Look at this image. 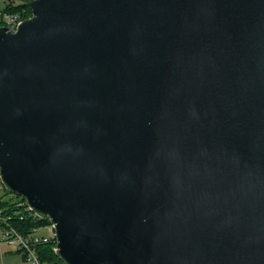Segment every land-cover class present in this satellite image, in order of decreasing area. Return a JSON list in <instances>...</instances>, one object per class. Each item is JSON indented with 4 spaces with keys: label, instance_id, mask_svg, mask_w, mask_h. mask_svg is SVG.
Masks as SVG:
<instances>
[{
    "label": "water",
    "instance_id": "obj_1",
    "mask_svg": "<svg viewBox=\"0 0 264 264\" xmlns=\"http://www.w3.org/2000/svg\"><path fill=\"white\" fill-rule=\"evenodd\" d=\"M0 27V177L64 264H264V0H27Z\"/></svg>",
    "mask_w": 264,
    "mask_h": 264
},
{
    "label": "built area",
    "instance_id": "obj_2",
    "mask_svg": "<svg viewBox=\"0 0 264 264\" xmlns=\"http://www.w3.org/2000/svg\"><path fill=\"white\" fill-rule=\"evenodd\" d=\"M23 18L17 13H5L0 11V27L4 26L12 32H16ZM3 185L0 177V191ZM10 205H4L7 201L0 196V234L2 241L10 246H14L23 255L25 264H48L42 261L37 247L41 244L55 243L54 251L57 245L54 225L49 222L45 226L33 228L31 232L25 234L15 225V219L25 220L26 217L33 219L35 223L41 222V219L32 211L27 202L16 198Z\"/></svg>",
    "mask_w": 264,
    "mask_h": 264
},
{
    "label": "trees",
    "instance_id": "obj_3",
    "mask_svg": "<svg viewBox=\"0 0 264 264\" xmlns=\"http://www.w3.org/2000/svg\"><path fill=\"white\" fill-rule=\"evenodd\" d=\"M5 3L2 12L5 13H19L24 20L30 18L32 16L31 8L28 4L27 0H3ZM18 198V197H16ZM14 200H8L4 203V205H10ZM24 200V199H23ZM14 225L23 233L28 234L31 232L35 226H45L49 224V220H42L39 223H35L33 219L26 217L25 220L21 221L20 219H15ZM55 243H47L41 244L37 247V251L42 259V261L48 264H64L59 257L56 255L54 251Z\"/></svg>",
    "mask_w": 264,
    "mask_h": 264
},
{
    "label": "rangeland",
    "instance_id": "obj_4",
    "mask_svg": "<svg viewBox=\"0 0 264 264\" xmlns=\"http://www.w3.org/2000/svg\"><path fill=\"white\" fill-rule=\"evenodd\" d=\"M3 7H4V2L3 0H0V9ZM0 196L8 201L11 200L15 195L6 191V189L3 186V189L0 191ZM18 198L23 199L20 196H18ZM0 264H25L24 258L22 254L18 252V249L16 247L12 248L2 244L1 237H0Z\"/></svg>",
    "mask_w": 264,
    "mask_h": 264
},
{
    "label": "crops",
    "instance_id": "obj_5",
    "mask_svg": "<svg viewBox=\"0 0 264 264\" xmlns=\"http://www.w3.org/2000/svg\"><path fill=\"white\" fill-rule=\"evenodd\" d=\"M4 5H5V3H4ZM3 8H4V7H3ZM3 8H1L0 11H2ZM0 237H1V236H0ZM1 242H2V244H4V245H7V246H9V247L14 248V246H10V245L6 244L5 242H3V241H2V237H1ZM18 252H19V251H18ZM19 253H20V252H19ZM22 256H23V255H22Z\"/></svg>",
    "mask_w": 264,
    "mask_h": 264
}]
</instances>
